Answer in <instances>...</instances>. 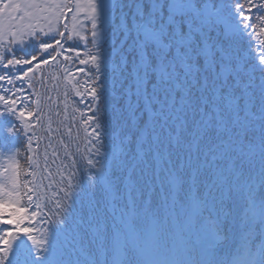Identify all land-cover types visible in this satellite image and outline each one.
Segmentation results:
<instances>
[{
	"label": "snow or ice",
	"instance_id": "obj_1",
	"mask_svg": "<svg viewBox=\"0 0 264 264\" xmlns=\"http://www.w3.org/2000/svg\"><path fill=\"white\" fill-rule=\"evenodd\" d=\"M73 12L91 25L87 59L62 23ZM102 17L122 35L108 53ZM257 22L264 0H0V117L37 119L33 77L78 59L64 73L94 65L76 96L91 98L98 145L54 219L18 171L0 184V264H264V40L243 48ZM25 41L36 54L17 57Z\"/></svg>",
	"mask_w": 264,
	"mask_h": 264
},
{
	"label": "trees",
	"instance_id": "obj_2",
	"mask_svg": "<svg viewBox=\"0 0 264 264\" xmlns=\"http://www.w3.org/2000/svg\"><path fill=\"white\" fill-rule=\"evenodd\" d=\"M76 2L77 0H71L73 7H75ZM87 3V1L79 0V4L85 9V12ZM125 3L127 4V0H125ZM126 10L128 9L126 8ZM253 12H255L254 9ZM72 15L77 14L75 12L69 14V18L66 21L62 20V23H67V33L72 36V44L81 51L79 59H87L89 52H95V46L89 42L91 25L85 20V13L83 12L78 15V22L74 25L71 20ZM255 28L256 31L252 33L251 36H246L243 41V48L245 50H251L253 55H258L259 46L261 45V41L264 40V32L261 31V29H264V24L257 22ZM98 33V48L102 53H108L112 49L119 47L122 35L119 34L115 25H110L103 17L100 19ZM81 37H84V39H81ZM45 42L51 43L52 41L46 39ZM36 47L35 42L27 41H25L24 44H17L14 46L16 56L21 58L26 54H36ZM77 66L78 59H76L75 63L64 62L63 57L59 56L55 63L42 69L43 79L41 78L40 73L34 77L36 83L34 84L32 92V102L28 106L32 111H38L39 113L43 112L46 115L45 131H43L42 128H39L37 124L38 119H33L36 121V123H33V130L36 132V135H29L33 140L38 139L39 137L38 143L36 140L33 141L36 144L35 153L39 159L36 168H32L31 160L29 158L31 157L29 138L26 136L27 133L23 126L13 117H1L5 125L4 130L0 133V153L3 154L2 164L3 169L5 170L4 177L1 178V184L5 185L6 190L11 188L10 179L14 175V170L18 171L19 182L23 184L25 180L30 181L29 187L36 189L33 193L34 203L38 202L42 204V212L46 214V218L51 219L56 218V214L59 210L71 203L69 197L74 191H79V188L76 186L81 181L82 176L86 177L91 175V166L88 164V161L90 159H97L94 155V147L98 145L94 146L92 143L87 145L86 142L79 145L81 139L85 141L87 135L83 133L80 135L81 139L78 140L76 130L73 126L69 128L67 125L63 128L64 133H62V137L65 142V146L63 144V147L57 144L58 140L53 138L52 134L50 136L49 131L47 132L49 116L52 113L54 106L57 104L56 100H58V108L63 112L66 107L69 110H71V107L75 108V110H73L74 116L72 114L70 115L76 123L78 122L77 111L85 110L80 100H85L87 104L86 110L88 112L82 116L83 120L88 121V117L92 115L88 110L91 98L87 97L79 99L78 96H76V92L86 87L84 82L87 80V76L91 74L89 69L94 70V65L88 64L85 66L86 75H73L66 78L64 69H70L74 73ZM45 77H47L46 85ZM37 79L40 80L42 84L41 86H38ZM77 80L80 81L79 85L76 83ZM37 101H39V104L36 103ZM102 119L106 122L107 117L105 116ZM64 124L66 125L65 121ZM94 125L96 127V124ZM10 126L15 127V132L13 134H9L5 131V129ZM69 129L71 130L70 133H68ZM88 137L91 141L94 140L92 135ZM41 138L44 143L41 142ZM50 141L61 152L60 156L55 155L50 147ZM88 148H91V150L89 151ZM45 156H47V164L45 163ZM29 172L34 173V175H26ZM40 174H44L45 176L44 185L39 182L38 175ZM70 176L71 184H69ZM20 191L24 192L25 189L20 188ZM88 191H90V189L87 183L84 182L81 185V193ZM81 193L76 194L77 199ZM36 194H38L39 197L38 201L36 200ZM96 195L98 198L102 197V190L99 185L96 188ZM43 196H45L44 201H42ZM26 199L27 197L24 196L21 202L25 207H29L26 203ZM34 226L37 229H40L41 227L39 223H36ZM37 237L40 238L39 232L37 233ZM74 259L75 257L70 252L66 253L63 259V264H73ZM45 263L47 264V261H45Z\"/></svg>",
	"mask_w": 264,
	"mask_h": 264
},
{
	"label": "rangeland",
	"instance_id": "obj_3",
	"mask_svg": "<svg viewBox=\"0 0 264 264\" xmlns=\"http://www.w3.org/2000/svg\"><path fill=\"white\" fill-rule=\"evenodd\" d=\"M83 1L88 2V0H83ZM0 39H2V42L4 45H7V43H8V37L7 36H4ZM17 39H19V38H17ZM18 45H20V44H18ZM46 78L47 77H45V85H46ZM33 80L35 81L34 77H33ZM37 84H38V86L42 85L40 80H38V79H37ZM33 89H34V87H33ZM78 98L82 99L81 97H78ZM80 101L82 102L85 110L84 111H77V114H78V122L77 123L73 120V117L70 115V114H72V115L74 114L73 110H75V108L71 107V110H69L66 107L64 109V112H63L58 108V105H59L58 100H56L57 104L54 106L53 111L49 116V123H48L47 132L49 131L50 136L52 134L53 138L58 140L57 144L60 145L61 147H63V144L65 146V142H64V139L62 137V133H64L63 128L66 127L67 125L69 126V128H71L72 126L74 127V129L76 130L77 136H78L77 137L78 140L81 139L80 135H82L83 133H85L87 135L85 141L81 139L79 145L83 144L84 142H86L87 145L92 143V141L90 140V138L88 136L91 135L92 129L95 128V125L92 124L91 122L83 120L82 116L88 112L86 110L87 104H86L85 100H83V101L80 100ZM37 119H38L37 124H38L39 128H42L43 131H45V121H46L45 113L41 112ZM64 121L66 122V125L64 124ZM33 123H36V121H34L33 119H30V118H25L23 121V124L27 125L26 128L25 127H23V128H24L25 132L28 134V135L26 134V136L28 138H29V135H31V136L36 135V132L33 130ZM20 124L23 126V124L21 122H20ZM4 128H5L4 122L0 117V133L4 130ZM70 132H71V130L69 129L68 133H70ZM68 133H66V134H68ZM35 140L38 143L39 137H38V139H35ZM35 140L31 139V142H29V148L31 150L30 160H31L32 168L37 167L38 160H39L36 153H35L36 144L33 142ZM40 140L42 142V138ZM42 143H44V142H42ZM50 147L56 156H60L61 152L58 150V148L51 141H50ZM88 150L90 151L91 148H88ZM2 161H3V154L0 153V184H1V178L4 177V173H5V170L3 169ZM38 178H39V182H41L42 185H44V183H45L44 174L38 175ZM45 193H46V190H45ZM37 195L38 194H36V196ZM44 200H45V196H43V198H42V201H44ZM41 206H43V205L41 204ZM42 263H45V261L39 262V264H42Z\"/></svg>",
	"mask_w": 264,
	"mask_h": 264
}]
</instances>
